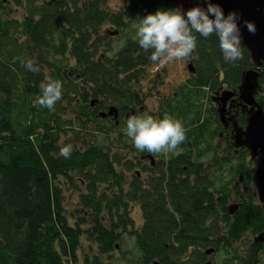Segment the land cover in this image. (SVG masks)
<instances>
[{
    "label": "trees",
    "instance_id": "obj_1",
    "mask_svg": "<svg viewBox=\"0 0 264 264\" xmlns=\"http://www.w3.org/2000/svg\"><path fill=\"white\" fill-rule=\"evenodd\" d=\"M10 3L25 8V15L15 17ZM106 4L0 0V264H79L85 236L90 244L83 264H206L215 250L219 258L213 264H264V244L241 247L247 236L264 229V209L250 184L243 194L241 176L251 179L254 170L253 162L248 165L249 152L222 155L233 149L230 134L219 138L226 148L219 143V152L215 149L220 120L218 129L216 112L194 93L195 88L210 92L222 83L238 88L243 73L254 67L250 51L242 47L243 58L229 63L214 34H195L198 59L187 87L190 95L185 102L172 100L160 112L173 114L186 129L197 124L196 132L186 131L184 143L189 138L186 145H196L198 153H167L163 157L169 154L170 160L163 163L161 177L146 183L136 176L127 187L125 172L140 161L111 147L106 132L120 130L122 122L99 116L112 106L146 112L140 111L141 83L153 63L151 51L137 41L97 62L103 26L123 22V15ZM17 57L33 60L40 72L28 71ZM45 76L63 85L54 110L36 104ZM206 116L205 128L198 123ZM101 122L110 130L98 131ZM91 124L97 127L94 132ZM68 129L84 144L65 159L61 136ZM91 133L101 134V142L86 141ZM209 154L214 163L206 169ZM65 182L85 188L78 214L68 212ZM241 199L242 206L232 214L230 208ZM132 203L141 206V225L132 216ZM125 236L133 243L118 260L114 253Z\"/></svg>",
    "mask_w": 264,
    "mask_h": 264
},
{
    "label": "clouds",
    "instance_id": "obj_2",
    "mask_svg": "<svg viewBox=\"0 0 264 264\" xmlns=\"http://www.w3.org/2000/svg\"><path fill=\"white\" fill-rule=\"evenodd\" d=\"M215 17L214 19L211 17ZM249 32H255L251 21L245 22ZM134 39L145 51H151L150 60L153 64L165 65L173 61L190 59L195 61L197 37L204 38L215 35L224 60L235 63L243 58L240 29L235 12L226 17L223 10L211 0L207 9L193 7L186 16L182 10L160 9L140 17ZM22 67L32 73H39L40 68L33 60L17 57ZM62 82L51 76H45L40 83V95L36 104L41 108L54 110L55 105L62 99ZM183 122L171 113L164 112L162 117L153 116L147 111L143 114L131 115L126 120L125 135L130 138L135 149L147 152L153 156L175 152L187 138ZM72 146L61 145L60 155L68 159Z\"/></svg>",
    "mask_w": 264,
    "mask_h": 264
},
{
    "label": "flooded vegetation",
    "instance_id": "obj_3",
    "mask_svg": "<svg viewBox=\"0 0 264 264\" xmlns=\"http://www.w3.org/2000/svg\"><path fill=\"white\" fill-rule=\"evenodd\" d=\"M166 2L173 9L179 7L177 5L171 4L168 0H166ZM108 10L114 11L116 14L121 13L123 15V22L118 24V23H115V22L113 23V22L109 21L103 26V28L104 27H106V28H105V31H103V29L101 30V36L99 37V40L101 42L99 43V46L101 47L102 45H104V43H105V46H104V50L100 49V47H99L100 52H98L97 62H100L102 60V58L105 56V53L108 56H111V55H109V53H111L110 51H112V53L115 54L117 51H120L121 49L125 48L127 44L132 42V40H129V39L124 40L125 30H128L130 32L132 30L130 28V25L127 24L129 19L126 16L127 15L126 13H128V12H126V10H124V8L123 9L120 8L119 10H113V9L109 8ZM109 36H112V37H109ZM120 37H122L120 40L121 43L118 42L119 45L117 46L116 50H114L115 45H113V46L110 45V42H111L110 39L120 38ZM192 62H195V61H192ZM190 63H191V60H190L189 64ZM156 67L158 69L156 68V71L154 72V77L152 79H153V83L155 82L154 84L157 85V90H156L155 96H156V100L158 102L157 103L158 106H157V109L154 110L153 113L156 114L155 116L162 117L161 112H160V108L162 106H164V107L168 106L170 103H172V100H174V101L175 100H177V101L181 100V102L182 101L185 102L184 98L189 97L190 92L187 88L190 86L189 79L192 76V74L196 73L197 69L195 67V72H192L189 68V72H190L191 76H188V78L186 80H183V82L178 83L177 85L167 87L168 86L167 77H165V74L167 73V68L165 66H162V67L156 66ZM147 72H148V76L150 78V74H151L150 70L147 69ZM156 77L158 78L157 80H160L159 82L156 80ZM263 80H264V67L261 69L260 88L258 89V91L255 94L257 102L264 109V100L262 99V95L264 94ZM238 88H228L227 86H224V84L222 83L221 85H218L216 89L211 90L210 92H208L207 89H205V88H195L194 89V93L199 96L200 101H202L203 99H206L207 96L209 95L210 100L212 102L211 103L212 104V106H211L212 110H213V112L215 111L217 114V118H218L217 128L218 129H219V120H220V117H219V97L222 95V93L225 89L236 90ZM145 95H146V93L143 91V88H141L140 97L142 98L144 103L141 104L140 111H146V109H147L146 108L147 104H146ZM242 101H243L242 98L238 94L234 95L231 99H229L227 101L226 111H225V115H224V121L225 122L223 123L220 120V124L222 126V129H221L220 133L218 132V136H217V138L219 139V138H224L225 136L230 134V140H231L232 145H233L232 150L235 154H238V155L241 154L242 150L250 153V151L246 147L237 149L234 146V142H235L234 136H236V133H237V131L235 130L236 125L245 129L248 125V117L250 115V111L253 110L252 106H248V107L243 106L241 104ZM123 112L120 109H118V118L114 119L111 116H108L106 118H109L112 121H116V123L119 124V122L126 121L129 116L138 114V110L135 107L131 108V110H129L127 112L125 110ZM198 124L203 125L206 128L209 125V122L207 121L206 118H203L202 121H200V123H198ZM196 129H197V124H194L192 126H189V128L186 130L189 132H192V131L196 132ZM211 130H213V128ZM187 135H189V133ZM190 141L191 140L188 138L187 143H183V146L180 145L175 152H169V154H172L173 157H177L178 155H180L186 151H191V150H193L195 152V154L198 153V149H197L195 144H194L195 146L193 149H192V147H190V146L188 147V145H186V144L190 143ZM215 149L219 152V145ZM136 154H138V156H139L138 161H140L139 162L140 164H138V165L141 166V170H137L136 176L142 182H146V183L151 182L153 179H156L157 177H161L160 170H162V166L165 165L163 163L170 160L169 154H168L167 158L163 157V155H167V154H160V155L153 156L150 153L139 152V151ZM250 157H251V155H250ZM148 162H149V165L147 166L146 164ZM251 162H253V167H254L253 175H252L253 183L251 184V190L253 191V194L257 198L258 203L261 204L263 207V204L261 203L260 198H259L258 190H257L255 183H254V177L256 174V164H255L254 160H252ZM208 168L209 167H206V169H208ZM144 172L148 173L150 176L147 175V176L143 177ZM241 180L243 181L242 176H241ZM248 188H249V186H245V184H244V193L243 194L248 192V190H249ZM242 203H243L242 199L239 200L235 205H233L230 208V212L232 214L235 213L236 210L240 206H242ZM263 209H264V207H263ZM263 231H264V229L258 235H253V236L250 235L253 237V240L251 242H254V243L260 242V243L264 244V242H261V241L256 242L255 241L256 237L259 236ZM247 239H248V236H247V238L244 239V241L245 242L248 241ZM222 242H223V240L221 238V243ZM222 246H224V245H222ZM215 251L213 253H215ZM220 252L222 255H224L223 250H221ZM236 264H238V262Z\"/></svg>",
    "mask_w": 264,
    "mask_h": 264
},
{
    "label": "rangeland",
    "instance_id": "obj_4",
    "mask_svg": "<svg viewBox=\"0 0 264 264\" xmlns=\"http://www.w3.org/2000/svg\"><path fill=\"white\" fill-rule=\"evenodd\" d=\"M107 5L109 8H111L113 10H119L120 8H122V9L124 8V10H126V12H128V13H126L127 14L126 16L129 19L127 24L130 25V28L132 30H131V32L128 30H125L124 40L129 39V40H132V42H136V40L134 39L135 34H136V29L133 27V25L139 23L140 17L146 16L150 13H155L157 10H160V9H164V10L169 9L165 0H107ZM10 8L12 9L13 15L15 17L21 18L23 15H25V10H24L25 8H23V7H18L14 3H10ZM178 8L182 10L181 6H179ZM174 9H176V8H174ZM105 28L106 27L103 28V31H105ZM109 37H112V36H109ZM121 38L122 37L110 39L111 40L110 45L111 46L115 45L114 50H116L119 43H121L120 42ZM104 46H105V43H104V45H102L100 47V49L104 50ZM110 52L111 53H109V55L112 56L113 53H112V51H110ZM189 62H190V59H183V60H179V61H173V62L167 63L165 65L151 64L148 67L150 72H151V74H150L151 79L147 75L148 78L143 81L144 83L143 82L141 83V87L143 88V91L146 93L145 97H146L147 111L153 113L154 110H156L157 106H158V104H157L158 102H157L156 96H155L156 90H157V85L154 84L155 82L153 83V79H152L154 77V72L156 71V68H157L156 66H160V67L165 66L167 68V73L165 74V77H167V84H168L167 87H170V86H174V85H177L178 83L183 82V80H186L188 78V76H191L190 72H189ZM74 64H75V61H72L73 66H74ZM193 65L196 66L195 62H193ZM157 79L158 78L156 77V80ZM157 81L159 82L160 80H157ZM139 86H140V84H139ZM206 99H203L202 101L204 102L205 105H207L209 108H211V106H212L211 100L208 98H206ZM262 99L264 100V94L262 95ZM67 105H68V102L66 103V106ZM70 116L73 118L72 114H70ZM99 117H100V120L105 119L102 116H99ZM207 118H208V116H206V119ZM209 121H210V119H209ZM103 123L104 122H101V124H99V125L97 124L98 131L100 130L99 129L100 127L101 128L104 127L105 131H109L110 130L109 125L103 124ZM104 125H106L107 127H105ZM97 127H95V124H91L90 130L94 132V130L97 129ZM125 127H126V121H122L120 130L117 129V131H114L111 134L106 132V134H107V137H109L111 140V142H110L112 145L111 147H113L114 151L119 150V152L124 157H128V158L130 157L136 161L138 159L136 157V153H138V151L135 149H132V146H134V145H133L132 141L130 140V138H128L124 133ZM121 131H122V134H120ZM100 135L101 134L91 133V136L86 135L85 140L88 142H90V141L91 142H101ZM119 136H120V140L118 138ZM61 137H62L61 138V145H71L72 150H74L76 148L83 147L84 140L82 141L81 137L80 138L78 137V133H75L72 129L71 130L68 129L66 132L63 133V135ZM216 142H217V145H219V143H220L221 147H223L224 149L226 148L224 146L225 142H223V140H220L217 138ZM131 143H132V145H131ZM221 154L222 155L228 154L227 156H229V157L234 156V155H236V156L240 155V154L239 155L235 154L233 152V150L230 152L224 151V153L221 152ZM164 156H167V155H164ZM249 157L250 156H248V160H249L248 165L251 164V161H252L251 157L250 158ZM213 163L214 162L212 160V154H209L208 160L206 161L207 167L211 168V166H213ZM233 163H235V159L233 160ZM134 165H135V167H133L131 170L129 169L125 172V181H126L125 185H127V187H129L130 184L133 182V178H136L137 170H141V166H139L136 163H134ZM146 165L148 166L149 162ZM147 175L150 176L148 173H145V172L143 173V177H145ZM224 176H226V174H224ZM246 180H247V182H246ZM242 182L245 183V186L248 184L251 185L253 183V178H251V179L245 178L243 181L241 180V183ZM64 185H65L64 189H65L66 204H67L68 212H69V214L72 212L78 214L80 211L79 208L81 206L80 205L81 193L84 191L85 188L84 187H80L81 189L80 188H73L72 186L68 185L67 182H65ZM239 189L242 190V187L240 185H239ZM131 210H132V216L135 218V222L137 223V225H141L143 223L144 216H143V212H142L140 204L139 203H132ZM247 240L248 241H246V242L245 241L242 242L244 244V245L242 244V246H241L242 249L244 247H246L253 240V237L248 236ZM132 243H133V241L129 240L128 237L125 236L121 240V245H119V247H117V250L114 253V255H115L114 257L118 260L120 258H123V254H124L123 251L126 249H129L130 248L129 246ZM89 244H90L89 239L87 238V236H85L84 240H83V247L80 251V262H79V264H83L85 249H87L89 247ZM209 257H210L209 261H211L212 263H213V260L216 261L217 258H219L218 254H215V253L209 255ZM216 263H217V261H216Z\"/></svg>",
    "mask_w": 264,
    "mask_h": 264
},
{
    "label": "water",
    "instance_id": "obj_5",
    "mask_svg": "<svg viewBox=\"0 0 264 264\" xmlns=\"http://www.w3.org/2000/svg\"><path fill=\"white\" fill-rule=\"evenodd\" d=\"M171 4L181 6L182 12L193 7L207 9L208 0H168ZM224 12L225 17L232 12L236 13L237 24L240 29L241 47H246L251 54L254 67L243 73L242 82L236 90L225 89L219 97V117L224 123L226 103L234 95L238 94L242 98L243 106H252L248 117V125L245 129L236 125L237 131L234 142L235 148L246 147L250 151L251 159L256 164V174L254 183L259 193V198L264 207V109L257 102L255 94L260 88L261 69L264 67V0H211ZM211 18H215L214 16ZM251 21L255 25V32H249L245 22ZM192 72H195L193 62L189 64ZM103 118L111 116L118 118V109L112 106L108 112L102 111ZM256 242H264V231L256 237ZM214 249L207 250L211 254ZM153 264H161L155 260ZM206 264H213L208 261Z\"/></svg>",
    "mask_w": 264,
    "mask_h": 264
}]
</instances>
